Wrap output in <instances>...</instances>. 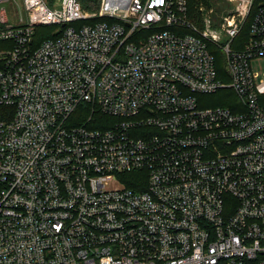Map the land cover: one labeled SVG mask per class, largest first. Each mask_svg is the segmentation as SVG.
Returning <instances> with one entry per match:
<instances>
[{
    "label": "built area",
    "instance_id": "built-area-1",
    "mask_svg": "<svg viewBox=\"0 0 264 264\" xmlns=\"http://www.w3.org/2000/svg\"><path fill=\"white\" fill-rule=\"evenodd\" d=\"M100 1L0 27V264H264V0Z\"/></svg>",
    "mask_w": 264,
    "mask_h": 264
},
{
    "label": "rangeland",
    "instance_id": "rangeland-1",
    "mask_svg": "<svg viewBox=\"0 0 264 264\" xmlns=\"http://www.w3.org/2000/svg\"><path fill=\"white\" fill-rule=\"evenodd\" d=\"M82 6L86 10L90 11H98L101 6L100 0H81ZM208 7L204 4L203 8L205 13H208V8L212 9L210 18L213 22V27H218L220 25L219 16L221 14H227L229 12L231 4L228 0H209ZM0 8H4L7 22H0V27L6 26H19L26 24L28 21L27 11L24 7L23 0H6L0 3ZM57 30V29H56ZM0 47L6 48L10 47L9 43H1ZM221 58V55L218 53V59ZM224 60V59H223ZM258 72L261 73L264 71V65L262 64L259 67ZM235 96H230L232 98ZM199 104L203 107H215L221 105L222 102L228 101L229 97L225 93H217L211 96L208 95H200L198 96ZM87 117V113L81 110V108L77 109L71 116L70 120L74 121L76 119H84ZM105 121L101 122L102 125L109 124L112 118L106 117Z\"/></svg>",
    "mask_w": 264,
    "mask_h": 264
},
{
    "label": "trees",
    "instance_id": "trees-1",
    "mask_svg": "<svg viewBox=\"0 0 264 264\" xmlns=\"http://www.w3.org/2000/svg\"><path fill=\"white\" fill-rule=\"evenodd\" d=\"M208 1L209 0H187L189 15L191 17H194L195 15H198L197 12H198L199 6H202V5L204 6V4H206V6L208 7V5H207ZM208 10H209V8H208ZM105 20L112 21V19L108 18V17H100V18L96 17V18H92V19H85L83 21H80L76 25H79L80 23H92V22L105 21ZM62 29L63 28L58 26V25H40V26H37L35 28V32H34V35H33L34 36V41L36 43H40L44 39L54 38V37H56V36H58L60 34ZM217 93H225V94H227L229 96H231V95L233 96V92H231L229 89L220 90V91H217L216 93L209 94L208 96H211V95H214V94H217ZM228 101L222 102L221 105H227L228 106L229 105ZM2 108H4V107H2ZM129 185H131V184H129Z\"/></svg>",
    "mask_w": 264,
    "mask_h": 264
}]
</instances>
